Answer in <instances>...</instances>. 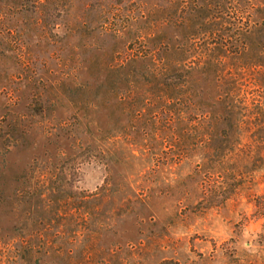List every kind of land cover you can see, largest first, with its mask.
<instances>
[{
    "label": "rangeland",
    "instance_id": "rangeland-1",
    "mask_svg": "<svg viewBox=\"0 0 264 264\" xmlns=\"http://www.w3.org/2000/svg\"><path fill=\"white\" fill-rule=\"evenodd\" d=\"M115 1L0 0V264H264V54L189 121L125 60L155 0Z\"/></svg>",
    "mask_w": 264,
    "mask_h": 264
},
{
    "label": "trees",
    "instance_id": "trees-1",
    "mask_svg": "<svg viewBox=\"0 0 264 264\" xmlns=\"http://www.w3.org/2000/svg\"><path fill=\"white\" fill-rule=\"evenodd\" d=\"M123 1L116 0L111 5L126 7L128 0ZM246 2L249 8L236 0H155L151 10H139L137 14L124 8L126 24L153 23L138 27V35L128 45L130 51L125 60L145 63L143 71L152 76L154 84L161 86L159 91L165 92L164 100L174 101L175 107L181 105L189 121L202 116L203 123L209 124L212 119L217 123L220 115L213 113L214 110L202 112L198 108L218 104L225 116L238 111L240 87L236 71L244 70L246 57L258 58L259 62L264 54V41L255 39L259 34L264 36V5L255 7L250 0ZM258 10L262 23L252 20ZM190 11L201 14L203 23H187ZM196 34L204 36L201 42L190 37ZM256 61H249L254 68ZM228 66L233 68H229L230 72ZM205 78L211 79L216 90L209 95V102L202 101L200 95L199 83ZM211 141V134L205 133L200 141L205 153L212 152Z\"/></svg>",
    "mask_w": 264,
    "mask_h": 264
}]
</instances>
